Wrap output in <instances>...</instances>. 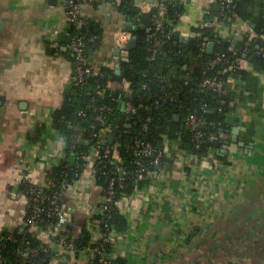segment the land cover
I'll list each match as a JSON object with an SVG mask.
<instances>
[{
    "label": "crops",
    "instance_id": "0c3cea01",
    "mask_svg": "<svg viewBox=\"0 0 264 264\" xmlns=\"http://www.w3.org/2000/svg\"><path fill=\"white\" fill-rule=\"evenodd\" d=\"M187 2L181 1L178 29L181 34L197 33L206 12L216 10L219 1ZM67 6V0L56 5L0 0V237L28 229L46 249L55 247L53 237L48 228L27 227L26 200L18 183L29 180L48 190L49 172L68 156L64 138L52 127L75 69L67 51L72 38ZM82 13L103 33L90 64L98 72L116 70L115 34L125 26L124 15L116 4L92 5L88 0ZM215 26L221 38L237 40L236 49L243 43L247 51L259 47L254 35L246 37L233 22ZM260 40L264 46V37ZM240 68L251 77L230 79L235 100L226 116L227 144L190 168L182 164L184 150L169 144V166L134 183V190L120 201L118 212L127 228L118 232L110 249L113 264H264V70H258L248 54L240 59ZM108 87L116 86L110 82ZM89 161L62 197L71 212L60 222L59 236L71 228L72 237L79 239L86 229L91 245L51 258L49 264H95L91 246L97 235L91 220L103 190L93 180L96 156Z\"/></svg>",
    "mask_w": 264,
    "mask_h": 264
},
{
    "label": "trees",
    "instance_id": "16d2710c",
    "mask_svg": "<svg viewBox=\"0 0 264 264\" xmlns=\"http://www.w3.org/2000/svg\"><path fill=\"white\" fill-rule=\"evenodd\" d=\"M218 1L220 4L223 0ZM128 2L129 0H122L120 4H116L123 15H128L130 12ZM182 13L183 10L171 9L164 33L156 32L153 38L149 35L155 30L136 33L138 45L130 53V61L121 62V76H117L114 69L104 68L100 76L88 77L85 86L72 85L65 96L62 108L57 110L52 117V127L58 130L64 138L68 156L59 167L49 172L51 182H57L60 176L67 175L68 182L73 184L84 172V168H77L76 160L77 157H81L82 153L87 154L89 151L86 143L94 145L95 131L92 128L98 125L95 119L97 113L87 110L89 107L109 106L113 108L114 130L107 138V146L112 150L113 156L119 153L124 166L132 172L138 168L136 161L144 163L153 161L152 156H134L129 150L133 145L145 143L155 148H163L167 140L178 144L182 150L193 153L197 158L208 156L210 147H215L217 150L223 148V142L218 140L214 144L206 143L201 150L196 151L193 134L185 128L187 117L196 114L205 122L206 133L221 135L230 132L226 116L235 100L230 83L234 74L224 70L228 66L225 62L217 63L215 66H211V62L217 54L226 53V60L238 63V60L251 52L248 56L252 64L256 65L258 70L260 68L264 70V57L257 55L256 46L250 47L244 53L246 50L244 43L241 49H235L236 55L228 52L233 48L232 42L221 38L216 26L213 28L201 26L194 31L202 36L180 42L181 31L178 26ZM236 19L249 22L254 26L255 40L260 47V39L264 37V0H233L231 4L221 7L219 11L211 9V15L205 16L204 21L227 24ZM70 31L72 37H83L85 41L97 38L94 42H88V57L100 49L103 33L97 24L91 22L88 29L71 26ZM204 40L208 44L215 43L213 53H208L207 48L204 51L201 50ZM157 47H160L161 53L157 55L156 60H152L153 52ZM68 53L73 60L72 54ZM235 75L246 81L251 77L243 70H238ZM208 78L222 81L225 85L220 90L204 88L203 83ZM124 80L130 84L129 92L124 91L120 86ZM110 82L115 83L116 87L109 88ZM223 101L225 104H222ZM122 102L131 103L136 108V112H122L119 109V103ZM204 108L208 111L204 112ZM80 111L85 112L84 117L79 116ZM177 117L179 119H176ZM147 119H150L148 132L144 133L140 125ZM128 125H132V128H127ZM215 125L219 127L215 128ZM44 128L45 126L37 130V136ZM111 135L115 137L112 144L110 143ZM81 161L83 164L86 162ZM107 167V171H114L116 168L111 163ZM133 184L132 180L127 179L126 189L120 192L119 198L130 194L134 190ZM95 219H100V217L96 216ZM48 223V221L45 222L44 228ZM56 223L59 222L54 221V224ZM106 225L117 232H123L127 228V220L116 211ZM69 230L72 229L69 228ZM9 235L4 234L0 237V264H22V257L19 253L20 240H4ZM15 236L22 237L18 234ZM26 238L30 242V248L36 251L32 254L30 264H49V260L43 261L49 255L45 252L46 247L41 246L31 233H28ZM71 240L75 249L81 251L89 248L92 235L85 229L81 238L74 239L71 236ZM95 244L96 242L91 249L95 247ZM111 247H108L109 251ZM94 262L98 264V260Z\"/></svg>",
    "mask_w": 264,
    "mask_h": 264
},
{
    "label": "built area",
    "instance_id": "2783aa9c",
    "mask_svg": "<svg viewBox=\"0 0 264 264\" xmlns=\"http://www.w3.org/2000/svg\"><path fill=\"white\" fill-rule=\"evenodd\" d=\"M122 0H88V2L92 5L99 3H108V4H120ZM233 0H223L220 3V6H227V4H231ZM84 5V0H68L67 6V18L69 21V25L74 26L76 28H84L88 29L90 23L92 22L90 18L83 15L82 7ZM142 11L146 13H153L154 18V27L148 28V32L154 33L150 34L149 37L153 38L156 36V32L164 33L166 26L161 23V18L166 12V6L161 0H156L154 3L143 2L140 4ZM211 15V10L206 12V16ZM215 23L209 20L204 21L203 27L205 28H213L215 27ZM236 26H239L241 32L246 37H250L254 35L253 26L246 21L237 20ZM198 36H202L197 33ZM182 34L180 35V37ZM133 34L128 33L124 30V28H120L115 34V49L124 50L128 43L132 40ZM97 38H90L89 40H84L83 37H72L71 42L67 47V51L72 54L75 69L71 78L72 85L85 86L86 79L88 77H98L100 76V72H98L89 62V57L87 55V46L88 42H94ZM208 46L207 41H203L201 44V50L204 51ZM54 48H59V44L54 43ZM230 53L237 54L236 50L231 48L229 49ZM247 52V49L244 53ZM161 53L160 47H157L153 52L152 60H156L157 55ZM257 55L264 57V47L258 49ZM225 62L228 66L224 68L225 71H230L234 75L241 70L240 68V60L238 63L229 62L226 60V53H219L216 55V58L211 62V66H215L217 63ZM225 85L224 82L218 81L217 79H206L203 83L204 88H210L214 90H220ZM114 86L116 84L114 83ZM121 88L129 92L130 84L125 80L120 84ZM144 87H146L144 85ZM101 94V92H99ZM126 105V112L135 113L136 108L129 102H123ZM225 104V101L222 102ZM87 110L92 111L93 113H97L96 121L98 125L94 126L92 129L95 131L93 134V138L96 140L94 145H90L86 143L89 151L87 154L82 153L81 157H77L76 163L77 168H88L90 165V156H96V161L93 163V180L94 182L103 190V201L100 203L97 208L93 211V216H99L100 219L91 220L94 228L92 229V233L97 235V241L95 247L92 249L94 261L98 260V264H111V254L108 250L109 246H112L114 243V239L116 238L118 232L111 227L106 225V222L111 220L114 216V213L118 211L120 201L124 198H119V194L121 191L126 189V181L130 179L133 183H136L140 180H144L148 177L153 176L155 172H159L165 170L169 166V161L167 158L168 155V146L171 143L170 141H165L163 148H155L150 144H137L130 147L131 153L134 156H152L153 161L144 163L141 161H136L135 164L138 166L137 170L132 172L128 168L124 166L123 161L119 153H115L112 155V150L107 146V138L114 130V124L112 121V117L114 116V110L109 106L102 107H89ZM208 110L204 108V112ZM79 116L84 117L85 112L80 111ZM150 119H147L146 122H143L140 125L141 131L146 133L148 132V123ZM205 122L197 116L196 114H191L186 119L185 128L189 130L193 134L194 141V149L201 150L204 144L206 143H216L218 140L223 142V144H227L224 139L226 134H208L204 130ZM219 127V125H215V128ZM227 148V146H225ZM217 150L215 147H210L208 156ZM184 155V159L182 160V164L190 168L192 164L196 160L207 158H197L193 153H188L184 151L182 153ZM188 158L187 159H185ZM81 160H85L86 162L83 164ZM117 160V163H116ZM165 160L167 162H165ZM111 163L116 168L114 171H107L108 164ZM106 177V178H105ZM60 180L57 182L51 183V188L43 189L41 187L34 186L30 183L29 180L20 181L19 184V194L25 198L27 205V213L25 216L27 227L39 228L43 229L44 224L48 221L49 234L53 237L54 248H48L45 252L49 255L46 256L43 261L49 260L55 257H62L63 255L69 256L72 253L79 252L75 249L74 244L71 240L72 231L69 229H65L63 231V238L59 236V226L60 222L63 221L68 212H71V209H66L62 202V197L64 193L68 190L69 186L72 185L68 182L67 175H62L59 177ZM105 178V180H104ZM104 181V182H103ZM75 183V182H74ZM58 188V190H57ZM52 190L49 193V190ZM43 190L45 192L43 193ZM54 193V194H53ZM124 196V195H121ZM15 198V197H13ZM54 221L59 223L54 224ZM45 228V229H46ZM30 233L28 229L19 233L10 234L4 240H20L21 248L20 255L22 257V264H30L31 259L33 258L32 254L36 251L30 248V242L27 240L26 236ZM22 235L21 238H17L15 235ZM63 254V255H62ZM1 261V256H0ZM42 261V262H43Z\"/></svg>",
    "mask_w": 264,
    "mask_h": 264
},
{
    "label": "water",
    "instance_id": "95a60500",
    "mask_svg": "<svg viewBox=\"0 0 264 264\" xmlns=\"http://www.w3.org/2000/svg\"><path fill=\"white\" fill-rule=\"evenodd\" d=\"M68 1V0H67ZM156 0H129V7H130V12L128 15H124L125 18V26H124V30L128 33H132L133 34V38L132 40L128 43L127 47L124 50L121 49H116L115 50V55H116V70H115V74L117 76H121L122 75V70H121V62H125L128 63L130 61V53L137 47L138 45V37L136 35V33H140V32H148V28L150 27H154V18H153V13H146L142 11V8L140 6L141 3L143 2H148V3H154ZM165 6H166V12L163 15V17L161 18V23L163 25H167L168 22V17H169V12L171 9H176V10H180L182 8V4L181 1L182 0H161ZM46 3H48L49 5H56L58 3V0H45ZM190 3V0H188L187 4ZM186 8H188V5L186 6ZM216 10H220L221 6L220 4L216 5ZM254 28V26H253ZM255 29V28H254ZM198 34L197 33H191V34H182V36L180 37V42H186L190 39H194L197 38ZM71 42V40L69 41V43ZM236 44H237V40H234L232 43V47L233 49H236ZM215 43H209L208 47H207V52L208 53H213L215 50ZM259 49V47H258ZM251 52H249L250 54ZM248 54V55H249ZM119 109L122 112H126V105L125 103H119ZM176 119H179L178 117ZM127 128H132V125H128ZM239 129H235L233 130V134L235 135V137H233V142L234 143H238V131ZM115 140V137L113 135L110 136V143L112 144ZM241 144V143H239ZM117 163V160H116ZM158 172H155L153 174V176H157ZM45 192V190H43V193ZM49 193L52 192V190L48 191Z\"/></svg>",
    "mask_w": 264,
    "mask_h": 264
},
{
    "label": "rangeland",
    "instance_id": "374dc122",
    "mask_svg": "<svg viewBox=\"0 0 264 264\" xmlns=\"http://www.w3.org/2000/svg\"><path fill=\"white\" fill-rule=\"evenodd\" d=\"M237 20H238V19H236V20H233V23H235V24H236Z\"/></svg>",
    "mask_w": 264,
    "mask_h": 264
}]
</instances>
